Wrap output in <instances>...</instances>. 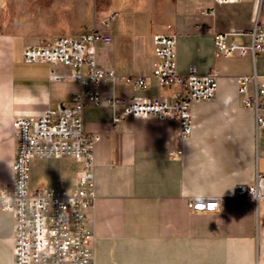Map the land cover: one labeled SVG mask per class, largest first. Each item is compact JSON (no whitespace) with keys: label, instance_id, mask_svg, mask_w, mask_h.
<instances>
[{"label":"crops","instance_id":"crops-1","mask_svg":"<svg viewBox=\"0 0 264 264\" xmlns=\"http://www.w3.org/2000/svg\"><path fill=\"white\" fill-rule=\"evenodd\" d=\"M215 7V0H0V187L13 183V119L57 111L80 90L66 65L24 63V47L93 29L111 35L96 52L98 65L113 71L100 85L105 97L178 100L181 84L164 86L153 76L154 34L176 36L178 73L195 66L217 76L215 98L193 103L192 132L183 138L176 117L115 122L117 107L86 104L84 128L101 135L96 199L87 210L94 264H264V198L234 194L264 173V126L243 105L237 80L264 75V51L224 55L215 42L234 31L227 44L250 46L255 24L264 25V0H246L228 15ZM51 68L63 78L53 80ZM138 75L148 77L143 88L131 80ZM177 150L180 157L170 154ZM80 167L70 155L33 157L30 188L72 192ZM194 197H218L219 206L192 209ZM14 222L0 209V264H13Z\"/></svg>","mask_w":264,"mask_h":264},{"label":"built area","instance_id":"built-area-1","mask_svg":"<svg viewBox=\"0 0 264 264\" xmlns=\"http://www.w3.org/2000/svg\"><path fill=\"white\" fill-rule=\"evenodd\" d=\"M246 0H215L216 11L228 15L227 10L241 6ZM234 32V31H233ZM231 32V33H233ZM215 37L217 51L224 55H242L264 51V25L255 24L250 46L226 43L228 34ZM112 41L111 35L93 29L79 37L61 35L51 41L26 46L22 60L26 64H63L72 69L70 79L80 85V90L69 104L57 111H47L36 117L19 116L13 119L18 138V151L13 165V183L0 187V209L14 215L13 264H94L93 234L87 224V210L96 199L95 148L101 135L84 128L82 113L86 104L107 103L117 107L114 121L132 115L138 118L176 117L180 122L181 137L192 132L191 106L195 102L211 101L217 92V76L210 72L199 74L191 66L187 74L177 71L174 34H154L153 45L156 57L153 76L164 86L179 83L183 91L178 100L147 98L126 100L118 96L105 97L100 85L113 76V71L101 68L96 59L98 45ZM53 80L63 77L51 68ZM139 87L148 84V77L135 76ZM238 91L245 107L255 112V125L264 126V75L256 71L237 77ZM172 156H181L182 150L171 151ZM72 156L79 164L77 187L72 192L60 189L33 191L30 188L29 163L33 157ZM234 194L249 202L257 203L264 198V173L252 183L236 185ZM189 206L195 210H215L218 197H194Z\"/></svg>","mask_w":264,"mask_h":264},{"label":"rangeland","instance_id":"rangeland-1","mask_svg":"<svg viewBox=\"0 0 264 264\" xmlns=\"http://www.w3.org/2000/svg\"><path fill=\"white\" fill-rule=\"evenodd\" d=\"M5 7H6L5 9L7 10L6 13H8V11H9V13L11 14V6H10V4L6 5ZM49 41H51V40H49Z\"/></svg>","mask_w":264,"mask_h":264}]
</instances>
